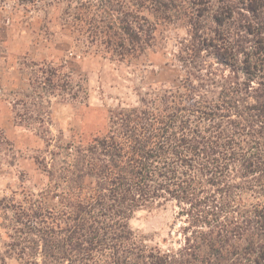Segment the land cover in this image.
I'll return each instance as SVG.
<instances>
[{
  "label": "trees",
  "instance_id": "16d2710c",
  "mask_svg": "<svg viewBox=\"0 0 264 264\" xmlns=\"http://www.w3.org/2000/svg\"><path fill=\"white\" fill-rule=\"evenodd\" d=\"M6 3L62 7L63 18L78 19L83 52L95 47L112 61L153 46L150 18L187 19L188 37L175 57L184 73L177 85L112 111L103 135L57 144L49 162L37 161L50 180L38 198L0 199V264L10 256L17 264H264V0ZM61 68L30 80L22 104L40 108L43 95L77 101ZM16 117L44 123L40 113ZM167 206L171 244L131 228L136 212Z\"/></svg>",
  "mask_w": 264,
  "mask_h": 264
},
{
  "label": "rangeland",
  "instance_id": "374dc122",
  "mask_svg": "<svg viewBox=\"0 0 264 264\" xmlns=\"http://www.w3.org/2000/svg\"><path fill=\"white\" fill-rule=\"evenodd\" d=\"M149 20L155 24L153 46L118 62L110 60V55L95 54V47L84 53L83 44L75 41L81 37L78 19L63 18L62 7L43 3L0 6V199L6 200L5 205H17L47 192L50 180L37 161L49 162L48 153L57 144L85 143L105 134L112 111L135 106L150 88L177 85L184 78L175 57L188 37V20ZM61 66L60 73L71 75V91L78 95L77 101L43 95L42 107L23 105L29 103L25 98L31 93L29 81ZM26 112L31 117L42 114V126L32 120L19 122L16 113ZM51 204L46 199V205ZM173 223L174 210L167 206L136 212L130 226L167 246L176 239ZM5 241L0 229L2 255ZM6 264L17 262L10 256Z\"/></svg>",
  "mask_w": 264,
  "mask_h": 264
}]
</instances>
